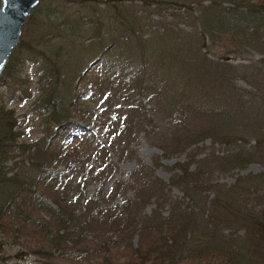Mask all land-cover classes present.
Here are the masks:
<instances>
[{"label":"trees","instance_id":"trees-1","mask_svg":"<svg viewBox=\"0 0 264 264\" xmlns=\"http://www.w3.org/2000/svg\"><path fill=\"white\" fill-rule=\"evenodd\" d=\"M171 1L140 0L145 11ZM181 1L198 5L179 14L195 13L193 30L117 9L76 72L58 49L19 41L0 81L18 83L24 45L42 58L38 108L48 112L43 134L26 143L0 104V232L23 254L42 264H264V172L231 185L215 178L264 167V0ZM217 45L246 62L210 60ZM70 133L90 143L71 144ZM140 134L162 152L153 165L136 153ZM112 153L134 168L123 173ZM176 155L183 161L166 182L155 166Z\"/></svg>","mask_w":264,"mask_h":264},{"label":"rangeland","instance_id":"rangeland-1","mask_svg":"<svg viewBox=\"0 0 264 264\" xmlns=\"http://www.w3.org/2000/svg\"><path fill=\"white\" fill-rule=\"evenodd\" d=\"M174 1L160 4L157 8L150 7L145 11L140 0H41L37 9L33 14L31 13V17L29 16L24 23L20 40L28 42L38 49L48 51L58 49L61 56H63L65 70L70 73L72 71L76 72L82 68L84 69L90 63L92 55L91 50H89L90 45H93L96 41L98 42L97 35L101 31H103L102 39L107 40L104 32L113 26L117 9L127 15L133 11L141 12L144 21L146 20L152 25H166L172 28L178 26L187 30L191 27L193 30L196 26L192 25L195 13L187 20L184 19L185 17L181 18L180 15L182 12L185 15V12L188 11H198L197 3ZM207 3L208 0H205L204 4ZM223 47L217 45L214 49L215 54L207 53V57L213 61L231 64L246 62L242 56L226 55ZM20 57L21 62L16 65L17 71L15 73L19 77L18 83L9 88L0 81V104L14 110L18 129L23 132L22 140L29 143L37 140L43 134L48 112L45 109L38 108L41 107L38 105H41L42 92L40 88L43 85L39 82L40 69L38 68H40L42 58H37L34 53H27L24 45L21 46ZM254 58L258 59L260 57L254 56ZM236 84L246 87L245 82L240 78L236 80ZM59 88L64 93V87L60 86ZM80 102L92 106L89 99ZM68 140L71 144L82 146L90 143L89 138L78 133H70ZM210 144L211 141L207 138L201 145L202 149H207ZM215 147L222 149L219 145H215ZM135 148L138 157L148 165H153L154 155L162 153L158 147L147 141L142 134L138 136ZM111 158L123 173L134 168L133 161L129 159L118 160L115 153H112ZM183 158L184 155H176L161 159L158 165L155 166L156 175L167 182L170 176L169 167L175 162L183 161ZM62 169V166H60L59 171ZM261 172H264V167L252 162L242 169L215 175V178L219 183L231 185L240 175H254ZM60 178L65 181L66 185L69 183L74 184L75 178L70 175H61ZM104 185V187H108L110 181ZM94 186H96L95 183L89 184V193L92 192ZM172 192L175 195H181L178 189H173ZM211 196L209 195V198ZM150 207L152 205L148 206L147 210ZM23 252L20 245L0 232V257H5L4 261L0 260V264H42L38 256L29 252L23 254Z\"/></svg>","mask_w":264,"mask_h":264},{"label":"water","instance_id":"water-1","mask_svg":"<svg viewBox=\"0 0 264 264\" xmlns=\"http://www.w3.org/2000/svg\"><path fill=\"white\" fill-rule=\"evenodd\" d=\"M41 0H0V76L16 49L22 27Z\"/></svg>","mask_w":264,"mask_h":264}]
</instances>
